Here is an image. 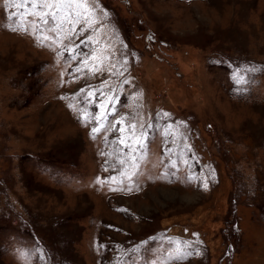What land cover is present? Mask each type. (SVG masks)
Here are the masks:
<instances>
[{
    "label": "rangeland",
    "instance_id": "rangeland-1",
    "mask_svg": "<svg viewBox=\"0 0 264 264\" xmlns=\"http://www.w3.org/2000/svg\"><path fill=\"white\" fill-rule=\"evenodd\" d=\"M0 264H264V0H0Z\"/></svg>",
    "mask_w": 264,
    "mask_h": 264
},
{
    "label": "snow or ice",
    "instance_id": "snow-or-ice-1",
    "mask_svg": "<svg viewBox=\"0 0 264 264\" xmlns=\"http://www.w3.org/2000/svg\"><path fill=\"white\" fill-rule=\"evenodd\" d=\"M20 2H21V4L23 3V0H20ZM237 82H240V77L239 76H237ZM94 131H95V129H94Z\"/></svg>",
    "mask_w": 264,
    "mask_h": 264
}]
</instances>
